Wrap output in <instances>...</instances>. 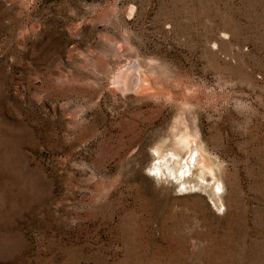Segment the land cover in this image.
<instances>
[{"label":"rangeland","instance_id":"1","mask_svg":"<svg viewBox=\"0 0 264 264\" xmlns=\"http://www.w3.org/2000/svg\"><path fill=\"white\" fill-rule=\"evenodd\" d=\"M0 264H264V0H0Z\"/></svg>","mask_w":264,"mask_h":264},{"label":"bare ground","instance_id":"2","mask_svg":"<svg viewBox=\"0 0 264 264\" xmlns=\"http://www.w3.org/2000/svg\"><path fill=\"white\" fill-rule=\"evenodd\" d=\"M136 68L134 64L125 67L115 77L113 82L118 85L121 91H126L128 87H138L140 90L146 88L143 85L147 82L146 79L135 78L134 72L137 71ZM154 152L157 156L154 170L161 175L167 170L169 175L177 176L176 174L179 173L180 177L184 179L185 176L193 174L195 169L202 185L214 187L215 190L221 188V183L215 177L214 169L210 165L211 163H209L201 143L197 140L196 135L191 134L187 128L178 134L169 153L163 154L158 148L154 149ZM182 155L185 156L182 157ZM205 177H209L211 182H206ZM215 190L212 191V199L215 201V205L219 206L221 197Z\"/></svg>","mask_w":264,"mask_h":264}]
</instances>
